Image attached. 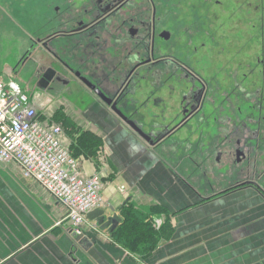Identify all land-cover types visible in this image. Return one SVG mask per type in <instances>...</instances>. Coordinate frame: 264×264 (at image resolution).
<instances>
[{"label": "flooded vegetation", "instance_id": "1", "mask_svg": "<svg viewBox=\"0 0 264 264\" xmlns=\"http://www.w3.org/2000/svg\"><path fill=\"white\" fill-rule=\"evenodd\" d=\"M30 10L34 91L63 98L58 111L110 113L154 144L196 132L192 155L234 189L264 192V0H30Z\"/></svg>", "mask_w": 264, "mask_h": 264}, {"label": "crops", "instance_id": "2", "mask_svg": "<svg viewBox=\"0 0 264 264\" xmlns=\"http://www.w3.org/2000/svg\"><path fill=\"white\" fill-rule=\"evenodd\" d=\"M18 1L0 0V16L17 29L15 42L30 49L32 19L29 27H23L11 14L10 6ZM21 1L28 2L31 12L30 0ZM4 72L0 70V81ZM15 76L17 82L11 78L2 82L17 84L39 106L52 98L35 92L33 79ZM63 113L75 128L71 134L61 126L72 150L83 132L102 141L95 154L72 153L86 177L98 171L108 156L102 208L106 225L87 219L86 232L79 237L66 208L38 184L23 180L17 165L0 163V264H264V192L256 186L234 189L235 183L213 171L207 159L192 155L200 145L196 132L177 130L163 143L151 145L131 127L107 122L110 113L92 111L88 118L80 112ZM121 186L125 193L119 191ZM127 204L147 214L158 205L170 216L171 239L144 259L112 240ZM109 219H117L118 225L113 227ZM156 219L162 224L161 217Z\"/></svg>", "mask_w": 264, "mask_h": 264}, {"label": "built area", "instance_id": "3", "mask_svg": "<svg viewBox=\"0 0 264 264\" xmlns=\"http://www.w3.org/2000/svg\"><path fill=\"white\" fill-rule=\"evenodd\" d=\"M0 163L17 165L25 180L38 184L66 208L77 235L86 232L88 215L106 205L104 171L86 177L82 163L66 144L64 129L17 84L7 86L2 81ZM119 191L127 190L121 186Z\"/></svg>", "mask_w": 264, "mask_h": 264}, {"label": "trees", "instance_id": "4", "mask_svg": "<svg viewBox=\"0 0 264 264\" xmlns=\"http://www.w3.org/2000/svg\"><path fill=\"white\" fill-rule=\"evenodd\" d=\"M55 118L62 121V126L69 133L75 132L73 129L70 130L72 127L74 128V125L62 111H59ZM76 130L77 133L80 131ZM101 145L102 141L97 136L90 132H83L79 136L78 146L74 149L75 156L78 157L82 153L95 154ZM121 214L122 223L112 233V240L131 254L143 259L152 254L162 241L170 240L174 233L169 213L164 207L153 206L150 213L147 214L135 205L127 204ZM156 217H161L163 220L160 226L157 225Z\"/></svg>", "mask_w": 264, "mask_h": 264}, {"label": "rangeland", "instance_id": "5", "mask_svg": "<svg viewBox=\"0 0 264 264\" xmlns=\"http://www.w3.org/2000/svg\"><path fill=\"white\" fill-rule=\"evenodd\" d=\"M20 1L21 0H19L18 3L15 5L13 2H11V4L13 3V5H14V6L13 5L10 6V8L12 9L11 14L18 20V24L20 26L29 27L30 21H31V13L29 11V6L27 5L28 2L27 1H21L20 2ZM246 1H248L249 4H251V0H246ZM5 12L7 13L6 10H5ZM7 20L8 19H6L5 17L0 16V28L2 29V32H0V70L4 69L6 73L8 71L7 76H10V78L15 80V81H16L15 75H19L26 80H28V79L31 80L32 79V76L30 74V72H31L30 66L31 65L27 64L24 67L25 63H23V60H24V58H26V55L28 54L29 49L25 48V47H21L23 45L22 42H18V41L15 42V31H17V29H15V28H13V26L9 25ZM5 72H4V78H2L3 79L2 81L7 84L11 79L6 78ZM58 100L59 99H57L55 101L53 98H49V99H47V101L45 100L43 104L41 103V109L46 112L47 116L49 115L50 117H52V120L55 118V115L57 113H59L58 109H59L60 103ZM61 100H63V98H61ZM54 122L56 124L62 126V121L60 119L55 118ZM144 131L148 132V131H150V129H145ZM199 139L197 138L198 144H200ZM70 141L71 140L69 138H68V141L66 139V144L69 146L71 152L73 153L74 150H72L73 147L70 145V143H71ZM71 147H72V149H71ZM106 153H108V152L105 151V154ZM106 157L108 158V156H106ZM106 157H104V160L102 162L104 164L97 169V170L104 171V177H105L104 184H105V186H106V180H107V173H105V168L107 166H110L108 164V162L106 161ZM260 170H261L260 172H264V162H263L262 166L260 167ZM20 174H21V172H20ZM23 180H25V179L23 178ZM25 181H27V180H25ZM30 182H32V181H30ZM260 185L263 186V188H264V181L261 182Z\"/></svg>", "mask_w": 264, "mask_h": 264}, {"label": "water", "instance_id": "6", "mask_svg": "<svg viewBox=\"0 0 264 264\" xmlns=\"http://www.w3.org/2000/svg\"><path fill=\"white\" fill-rule=\"evenodd\" d=\"M131 128L142 138L144 139L146 142H149L151 145H154V140H153V136L152 134L146 133L142 128L137 127V125H135L134 123L130 124ZM154 130H151V132ZM165 131V130H163ZM172 131V130H171ZM153 140V141H152ZM88 220H98L99 226L103 227L104 225H106V216H105V211L102 209H98L95 210L93 212H91L88 217ZM108 223L112 224L113 227L118 225V221L117 219H109ZM114 229V228H113ZM79 237H82L80 235H78ZM84 236V235H83Z\"/></svg>", "mask_w": 264, "mask_h": 264}]
</instances>
